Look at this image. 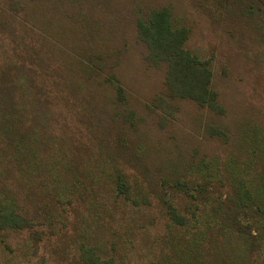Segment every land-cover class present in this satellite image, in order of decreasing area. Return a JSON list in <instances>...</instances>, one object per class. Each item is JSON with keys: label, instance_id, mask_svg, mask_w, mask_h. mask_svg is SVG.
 Masks as SVG:
<instances>
[{"label": "trees", "instance_id": "trees-1", "mask_svg": "<svg viewBox=\"0 0 264 264\" xmlns=\"http://www.w3.org/2000/svg\"><path fill=\"white\" fill-rule=\"evenodd\" d=\"M50 1L51 12L66 3L82 4L84 0ZM108 1L94 0V4L105 6ZM197 1L206 9L214 10L217 16L224 12L251 14L254 24L264 28V0ZM86 11L78 8L77 15L87 18ZM30 13L32 19L40 21L37 10L32 9ZM135 14L138 39L146 46V62L156 68L164 67L166 72L165 89L156 92L150 101L142 100L140 89L129 88L118 71L119 60L110 61L109 52L87 47L78 67L57 66L61 73L66 71L65 75L54 67L56 77L65 87H71L57 92L56 96L87 122L98 147L94 159L84 162L83 169L73 164L62 148L51 143L46 121L50 106L47 91L37 95L36 90L22 88V102L12 98L8 108L7 104L0 103V232L30 230L36 243L42 233L56 234L62 227L67 231V208L75 203H85L96 213L100 209L109 210L110 216L111 210L123 209L131 214L151 211V202L146 197L151 192L149 185L150 190L143 193L139 185L145 183L136 182L134 174L127 170V166L136 168L139 162L146 172L144 159L151 156L134 140L150 134L145 125L150 114L158 115L161 129L177 119L180 100H191L211 113L206 125L208 136L214 143L223 145L226 152L230 149L225 158L222 150L212 153L209 160L191 162L190 155L175 143L178 154L165 148L154 156L159 161L158 170L165 168L156 180L160 209L168 229L179 235L171 242L177 254L169 258L168 264L194 263L192 253L205 238L202 229H209L206 231L210 233L227 232L255 243L264 232V128L258 133H249L252 144L247 158L236 153V149L247 147L242 143L244 139L238 141L242 118L234 123V129L226 122L228 107L212 85L214 56L201 57L186 46L190 29L180 21L171 4L153 0ZM47 21L50 20L47 18ZM232 24L238 32L233 19ZM96 28L97 24L90 30V39ZM41 30L51 34L55 42H61L58 25L55 28L53 24L50 29L42 26ZM126 51L127 47L121 54ZM99 109L101 114L105 113L101 123L94 115ZM113 126L124 132L119 130V136L112 137ZM106 185L111 190L112 208L98 198L99 188ZM183 197L189 204L180 207L179 199ZM50 204L54 205L53 209ZM190 211L191 217L187 216ZM82 218L74 227L75 251L80 264H145L133 263L121 254L125 250L124 242L107 243L103 239L111 220L98 217L92 224L84 213ZM111 218L115 220L114 216Z\"/></svg>", "mask_w": 264, "mask_h": 264}, {"label": "rangeland", "instance_id": "rangeland-1", "mask_svg": "<svg viewBox=\"0 0 264 264\" xmlns=\"http://www.w3.org/2000/svg\"><path fill=\"white\" fill-rule=\"evenodd\" d=\"M150 1L153 0H110L105 7L102 3L96 6L94 0H84L82 4L66 3L50 12L49 5H53L50 0H0V103L7 104L8 108L12 98L22 102V88L36 90L37 95L47 91L50 106L46 111V121L51 143L53 147L62 148L69 160L80 169H83L84 162L90 163L94 159L98 147L87 122L56 96L57 92L71 87H65L62 80L56 77L54 67L59 74L65 75L66 71L61 73L57 66L78 67L88 47L97 52H109L110 61L119 60V73L130 89L142 91V100L148 101L156 92H162L165 89V68H156L146 62V46L137 36L135 12L145 9ZM157 1L171 4L180 21L190 29L186 43L189 49L201 57L214 56L211 63L212 85L228 107L226 122L234 129V123L242 118L238 141L244 139L242 143L247 147L245 150L234 149L244 159L247 158L249 144H252L248 139L249 133H258L264 128V28L254 24L251 14L241 16V12H224L217 16L214 10L206 9L197 0ZM78 8L87 10L89 16H78ZM32 9L38 11L41 22L32 19ZM228 15L237 24L238 32ZM53 24L60 29L59 43L51 34L41 30L42 26L50 29ZM96 24L90 39V30ZM126 47L128 52L121 54ZM24 77L29 80L23 81ZM177 104L180 110L176 120H171L160 129L158 115L150 114L145 124L151 130L150 134L134 140V143L137 141L146 148V155H151L144 159L146 172L139 162H136V168L126 165L136 182L145 183V188L139 185L143 193L151 189L146 196L151 202V211L131 214L123 209L117 212L111 210L110 216L109 210L100 209L96 213L89 210L85 203H75L72 208H67V231L62 227L56 230V234L42 233L36 243L30 230L0 232V264H80L75 251L74 227L82 222L83 213L92 224L98 217L111 220L103 239L107 243L124 242L126 246L123 247L129 253L123 250L121 254L131 258V262L168 264L169 258L177 254L171 242L174 243L176 240L173 239L179 238V235L177 231L168 229L160 209L159 196L155 192L158 186L156 180L165 168L158 170L159 161L154 156L165 148L178 154L175 143L190 155L191 162L202 158L209 160L212 153L224 149L206 133L211 115L209 110L191 100H180ZM42 106L47 109L44 103ZM101 111L94 112L99 123L105 115ZM119 130L124 132L113 126L111 136L118 137ZM229 149L222 151L224 158ZM108 188L107 185L99 188L98 198L110 207L112 198ZM179 202L180 207L189 204L184 197ZM53 208L54 205L50 204V209ZM191 213L187 216L191 217ZM113 216L115 220H112ZM202 230L205 238L192 253L193 264H264V232L255 243H251L227 232L219 234L206 231L209 229Z\"/></svg>", "mask_w": 264, "mask_h": 264}]
</instances>
